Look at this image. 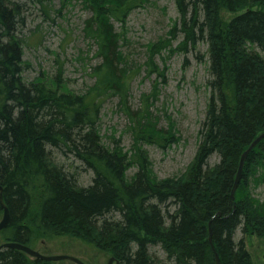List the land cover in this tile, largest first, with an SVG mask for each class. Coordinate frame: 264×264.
Here are the masks:
<instances>
[{
	"label": "trees",
	"instance_id": "trees-1",
	"mask_svg": "<svg viewBox=\"0 0 264 264\" xmlns=\"http://www.w3.org/2000/svg\"><path fill=\"white\" fill-rule=\"evenodd\" d=\"M149 1L84 0L101 63L95 84L75 91L62 70L25 80L24 6L0 0V185L10 211L0 244L35 248L41 238L73 235L121 264H170L152 256L159 243L173 264H217V255L220 264H253L246 236L264 235V197L251 190L264 184V137L232 193L242 154L264 132V0H176L180 24L170 33H185L183 50L208 43L211 95L191 167L163 179L144 152L134 160L119 144L107 146L99 127L104 96L115 93L124 103L132 78L115 24ZM225 11L234 14L226 18ZM138 129L140 146L176 139L153 118ZM54 149L92 169L93 182L81 185L76 171L53 160ZM132 165L138 168L128 176ZM3 213L0 203V220ZM0 264L57 263L0 247Z\"/></svg>",
	"mask_w": 264,
	"mask_h": 264
},
{
	"label": "rangeland",
	"instance_id": "rangeland-1",
	"mask_svg": "<svg viewBox=\"0 0 264 264\" xmlns=\"http://www.w3.org/2000/svg\"><path fill=\"white\" fill-rule=\"evenodd\" d=\"M13 1L23 4L26 19L19 30L24 40L25 80L31 82L39 76L51 78L62 70L63 80L75 91H84L95 84L94 68L101 59L98 42L87 28L92 11L84 0ZM224 14L230 18L234 13ZM175 23L180 24L176 0H150L134 9L124 25L115 24L124 34L121 48L132 78L124 103L115 93L104 96L99 122L107 146L119 144L134 160L136 154L144 152L158 179L180 176L191 167L201 142L200 129L211 95L208 43L200 41L197 48L180 49L185 33L177 29L173 36L170 32ZM157 43L159 49L151 56V47ZM152 118L158 128L167 129L176 139L140 146L138 127ZM52 157L67 169L73 167L81 185L93 182L94 171L82 165L72 153L54 149ZM217 159L213 156L211 163ZM137 168L132 165L128 176H133ZM251 190L254 196L264 197V184ZM243 235L239 229L237 239ZM246 243L252 263L264 264V235L250 233ZM35 248L45 254L73 255L86 264H108L112 256L111 252L73 235L41 238ZM150 252L155 259L174 263L161 243L153 244ZM55 262L78 264L72 260Z\"/></svg>",
	"mask_w": 264,
	"mask_h": 264
},
{
	"label": "water",
	"instance_id": "water-1",
	"mask_svg": "<svg viewBox=\"0 0 264 264\" xmlns=\"http://www.w3.org/2000/svg\"><path fill=\"white\" fill-rule=\"evenodd\" d=\"M264 137V132L261 133L257 138H255V140L250 144V146L247 148V150H245V152L242 154V158H241V162L239 165V170H238V174H237V178H236V182H235V186L233 188V195L236 191V188L241 180L242 174H243V168H244V163L249 155V153L253 150V148H255L257 146V144L260 142V140ZM0 203L2 205V207L4 208V213H3V217L0 220V231L3 230L10 221V211L8 206L6 205L5 201H4V195H3V187L0 185ZM212 236V234H211ZM211 239V237H210ZM212 240V239H211ZM0 247H15L18 249L23 250L24 252H26L27 254H29L32 257L35 258H40V259H44V260H48V261H58V260H72L77 262L78 264H86L84 261H82L80 258L73 256V255H68V254H57V255H53V254H44L41 251L37 250L34 247L25 245L23 243L20 242H4L2 244H0ZM121 264L119 260H116V258L114 256H112L109 259L108 264ZM217 264H220V258L217 255Z\"/></svg>",
	"mask_w": 264,
	"mask_h": 264
},
{
	"label": "bare ground",
	"instance_id": "bare-ground-1",
	"mask_svg": "<svg viewBox=\"0 0 264 264\" xmlns=\"http://www.w3.org/2000/svg\"><path fill=\"white\" fill-rule=\"evenodd\" d=\"M72 90H73V89H72ZM257 137H258V136H257ZM81 164L84 165L83 162H81ZM135 166L137 167V165H135ZM72 168H73V167H71V168H69V169L73 172ZM150 169H151V167H150ZM151 171H152V169H151ZM152 174H153V172H152ZM153 175H154V174H153Z\"/></svg>",
	"mask_w": 264,
	"mask_h": 264
}]
</instances>
